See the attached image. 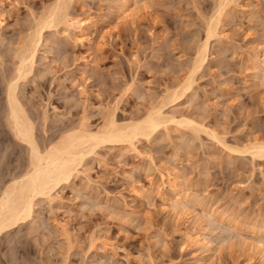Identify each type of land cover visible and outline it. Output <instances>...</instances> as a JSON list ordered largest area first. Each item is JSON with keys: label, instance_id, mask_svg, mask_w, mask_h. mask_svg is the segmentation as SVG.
<instances>
[{"label": "rangeland", "instance_id": "1", "mask_svg": "<svg viewBox=\"0 0 264 264\" xmlns=\"http://www.w3.org/2000/svg\"><path fill=\"white\" fill-rule=\"evenodd\" d=\"M121 1L0 0V129L9 130L5 82L48 14L17 88L39 144L111 117L137 120L157 105L199 125L169 121L134 149L98 144L51 202L39 196L31 219L0 234V264H196L204 253L202 264H260L264 156L251 145L264 142V0H221L217 33L195 69L220 0H129L127 16ZM73 17L86 23L82 34ZM190 72L185 92L166 96ZM11 135L3 153L13 154L0 153V164L12 155L19 168L27 149ZM170 179L189 195L183 208L169 200ZM201 230L209 253L193 240Z\"/></svg>", "mask_w": 264, "mask_h": 264}, {"label": "bare ground", "instance_id": "2", "mask_svg": "<svg viewBox=\"0 0 264 264\" xmlns=\"http://www.w3.org/2000/svg\"><path fill=\"white\" fill-rule=\"evenodd\" d=\"M121 2L122 4L120 6V12L123 14V16L133 13L130 9L132 6H130L129 0H122ZM217 5L218 6L214 13V15H216L214 19L210 18V20H208L205 28V39L200 44V46H198L197 52L194 56L192 62L194 69L205 61L207 55V42L210 37L216 35L217 33V22L219 21V16H221L225 8L221 0ZM50 13L52 14V12ZM48 15V19L46 17L45 19L52 22L53 19H51V16L53 18V15ZM47 20H44V23L41 21L43 24H40L39 26L37 25L38 28L36 32L27 37V44L24 45L23 48L21 47V50L19 48L20 51L17 57V64L15 65L14 71L12 74H10L5 82V124L9 130H6L4 126L0 129V153L2 154V158L4 157V154L5 156L13 154V150H10L11 148L9 149L11 152L8 150L6 153H3L5 152V150L3 151V147L6 149V146L3 145V141H5V138H7L8 134H12L11 136H14L21 143L25 144L27 155L25 161L21 162V164L19 163L21 165L19 168L17 163L19 161L15 162L13 158L11 159L10 156L12 155H10L8 157L9 159L7 160L10 163L12 162L11 164L8 162L9 165L15 163L13 164L14 166H8V163L3 164L4 161L6 162V160L0 164V166H6L7 164L8 167L6 168L9 169L8 173L6 168H0H4V170H2H6V172L9 174V178H7L8 176H4V173H1L3 177L0 176V183H3L2 185L0 184V234L13 226L31 219L33 217V207L39 196L45 197L48 199V201L50 200L49 202H51V200L54 198V193L57 191L56 189L60 188L61 185L63 186L64 183L68 184L74 177L78 175V173H80L86 154L92 152L98 144L104 142H108L112 145L124 143L131 145L133 147L131 148L134 149L136 148L134 143L137 139L141 137L147 138L149 134L154 132L159 126L164 127L169 121L178 123L181 121H187L189 125H199L196 120L191 118L180 117L177 119L175 113H170L169 115L167 113L165 114V112H163L160 107L161 105H157L155 108L150 109V111L144 117L141 116L142 118L139 117L140 119L137 118V120L134 119L133 121L126 123H117L116 120L111 117L107 120L106 124L102 128L95 131L83 129L84 127H80L79 129L75 128L74 130H70L62 134L58 140L53 143L39 144L34 132V126L28 116V113L26 112V109L23 106L22 101L20 100L21 98L18 95L17 88L19 79L25 78L32 69L37 46L40 43L43 35L42 29L45 25L51 23L49 21L45 22ZM69 20L70 24H76L78 34H82L86 26L84 20L78 17H73ZM15 55H17V53H15ZM260 62L263 63L264 68V57ZM192 79L193 78L191 77L190 72V76L188 78L179 81L175 88L168 89L166 96L171 97L173 100L177 95L184 93L185 90L191 85ZM196 128L198 127L196 126ZM215 135L212 134L213 137ZM251 147L253 149L252 152L254 156H264V142L260 141L253 143ZM136 150L137 149H135V151ZM2 158L0 157V161L6 159L7 157L3 159ZM14 159H16V157ZM14 167L18 170L15 171ZM2 170L0 171L3 172ZM4 177L7 179L4 180ZM174 182L171 180L170 187L174 191V194L172 198H169V200L173 206H176L177 208H183L186 206L185 204H187L186 201H189L188 198V200H186V196L189 195H182V193H185H181V189L178 191ZM190 201L192 202L193 200ZM203 234L204 233L202 230L199 231L193 240L196 244H199L200 247H203V251H211V243H209L210 241H208V239H206ZM262 235H264V232L260 234V236ZM262 239L259 238L257 241L255 240L256 242L254 245L258 250L257 253H259L258 257L260 264H264V241ZM204 254L203 256H205ZM202 257L198 256L196 260L199 262L195 261L197 262L196 264H202Z\"/></svg>", "mask_w": 264, "mask_h": 264}]
</instances>
